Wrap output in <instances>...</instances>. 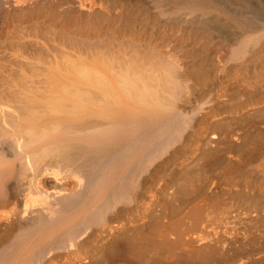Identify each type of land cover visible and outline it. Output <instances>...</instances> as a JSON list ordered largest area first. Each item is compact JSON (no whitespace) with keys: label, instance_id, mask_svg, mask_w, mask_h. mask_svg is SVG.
I'll list each match as a JSON object with an SVG mask.
<instances>
[{"label":"bare ground","instance_id":"bare-ground-1","mask_svg":"<svg viewBox=\"0 0 264 264\" xmlns=\"http://www.w3.org/2000/svg\"><path fill=\"white\" fill-rule=\"evenodd\" d=\"M255 115L264 0H0V264H264Z\"/></svg>","mask_w":264,"mask_h":264},{"label":"rangeland","instance_id":"rangeland-1","mask_svg":"<svg viewBox=\"0 0 264 264\" xmlns=\"http://www.w3.org/2000/svg\"><path fill=\"white\" fill-rule=\"evenodd\" d=\"M255 116H256V119H255L254 116H253V119H255V120H254L255 123L257 122L256 124H254V123L252 122V121H253L252 118H251V119L249 118V120L246 121L245 123H244V122L241 123V122H239V121H236L234 124H231V125H233V126L230 125V129L232 130V127L234 128V126H235V128H237V130H240V129H238V128L246 127V129L249 130V132H250L249 135L251 134V135H250V138H254V140H255V141H252L251 143H253V144H255V145L257 146V144L260 145V143L262 142V140H261L260 138L258 139L257 137H258V135H259L260 132H261L262 134H263V132H264V123H263V122H264V115H263V116L260 115V116H262V118H261L260 116H258V115H255ZM258 117H260V118H258ZM260 119L262 120V122H261ZM257 120H258V121H257ZM247 122H248L249 124H248ZM236 123H237V124H236ZM252 123H253V126H252ZM258 123H260V124H258ZM239 124L241 125L240 127H239ZM247 124H248L249 126H248ZM262 124H263V125H262ZM254 126H255V127H254ZM226 127H227V125H226ZM256 127H257V128H256ZM228 128H229V127H228ZM249 128H250V129H249ZM251 128H252V131H251ZM224 129H225V127H224ZM255 129L258 130V132H256ZM234 130H235V129H234ZM261 130H262V131H261ZM254 132H255V133H254ZM253 133H254V134H253ZM261 133H260V134H261ZM263 135H264V134H263ZM251 136H252V137H251ZM258 142H260V143H258ZM256 143H257V144H256ZM253 144H250V145L247 146V148H245V149H242V150L240 149L241 152H240V151H239V152H240L241 154L238 153V151H237V159H238V161L241 160V162L239 161V162H240V165H239V169H240V171H241L242 173H245L246 171L249 170V171H248V172H250V173H249V176H251L252 179L255 178L254 181H253L254 183H252V185H251V191L249 192V194L246 195V197H245V195L242 197V194L240 195L241 197H239V195H238V197H237V194H240V192H239V193H236V195H233V196H232V195H231V196H228V195L226 196V195H225L226 197H225V196L223 197V194H220V195H222V196H219V195H218V196L216 197V199H213L212 201H214V200H217V201H220V202L222 201V202H223V203H222V206L224 205V207L226 206L227 208H228V206H229V208H230L231 210H233V211H234V210L236 211V210H237V207H238V211H242L244 208L249 207V209H251V210H249V211H253V212L256 211V212H258V213H260V214L262 215V214H264V209H263V208H264V207H263V206H264V202H263V200H264V191H263V192L260 191V193H258V191H255L256 189H255V186H254V185H255V183H257V176L259 175V173L262 172V171H264V166H261V167L256 166V162H254V161L257 160L256 158L258 157V156H257L258 154H257L256 152H257L258 149H257V147H256L255 145H253ZM224 147H225V146H222L221 148H223V149H221V150H224V152H225L226 149H225ZM252 147H253V148H252ZM248 148H249L250 150H249ZM237 150H239V149L237 148ZM243 150H244V151H243ZM251 150H252V151H251ZM254 150H255V151H254ZM224 152L219 150V152H217V153H218V154L220 153L219 155L222 156V155L224 154ZM250 152H251V153H250ZM242 153H243V154H242ZM262 153H263V152H262ZM248 154H249L250 156H249ZM252 155H253V156H252ZM238 156H239V158H238ZM241 156H242V158H241ZM246 156L248 157V159H246V158H247ZM245 157H246V158H245ZM250 157H251V158H250ZM240 158H241V159H240ZM253 158H254V159H253ZM250 159H252V160H250ZM249 160H250V161H249ZM247 161H248V163H247ZM251 162H252V165H251ZM242 163H243L245 166H244ZM249 163H250V165H249ZM253 163H254V165H253ZM246 164H248V165H246ZM242 166H243V169H242ZM253 166H254V167H253ZM244 167H245V168H244ZM262 167H263V168H262ZM250 170H251V171H250ZM241 172H240V173H241ZM256 173H257V174H256ZM250 174H251V175H250ZM215 175H216V174H215ZM215 175H212V176H211L212 179H213L214 181H215L216 179H218V178H217L218 176L216 177ZM254 176H256V177H254ZM213 177H214V178H213ZM252 189H253V190H252ZM249 195H250V197L253 196V197H251L252 199H250ZM259 195H260V198L258 197ZM221 197H222V199H221ZM234 197H236V199H235ZM248 197H249V198H248ZM262 197H263V198H262ZM219 198H220L221 200H220ZM225 198H226V200L223 201V199H225ZM228 198L231 199V200H234V199H235L236 201L234 200V201L232 202V201L229 200V201H230V202H229V201H228ZM254 198H255V199H254ZM258 198H259V199H258ZM243 199H244V200H243ZM245 199H246V200H245ZM248 199H249V200H248ZM256 199H257V201L252 202L253 200H256ZM260 199H261V202H262V203L260 202ZM227 201H228V203H226ZM245 201H246V202H245ZM231 202H232V203H231ZM234 202H235V203H234ZM256 202H257V204L260 202V203L258 204L260 207H261V205L263 204L262 207L260 208L258 205L255 207ZM229 203H231L232 205L229 204ZM251 203H252V204H251ZM254 203H255V204H254ZM227 204H228V205H227ZM233 204L235 205L234 207H232ZM253 204H254V206H252ZM236 205H237V206H236ZM250 205H251L252 208L250 207ZM226 207H225V208H226ZM229 208H228V209H229ZM232 208H233V209H232ZM241 208H243V209L241 210ZM255 208H256V209H255ZM247 209H248V208H247ZM247 209H246V210H247ZM252 209H254V210H252ZM257 209H258L259 211H257ZM255 214H256V213H255ZM263 216H264V215H263ZM258 217L261 218V219L257 221L256 219H259ZM258 217H257V218L255 217L256 219L253 218V219H255V220H253L254 222H253L252 220H249V219H248V221L246 220L247 223L250 222V227L253 226V225L256 226V227L253 226V228H250V230H251V229H252V230L254 229L253 231L251 230V232H252L251 234H249L250 231L248 230V234H247V235L250 236L251 239L256 238V237H255V234H256V233H257V234L264 233V228H263V227H264V222H263V224H262V220L264 221V217H262V216H261V217L258 216ZM238 220H239L238 218H236L235 220H233V221L235 222V224L238 225V226L244 222V220H241V219H240L242 222H241L240 220H239V221H238ZM256 221H257V222L260 221V223H257ZM254 223H255V224H254ZM244 224H245V223H244ZM260 224H261V225H260ZM262 226H263V227H262ZM255 228H256V230H255ZM257 229H258V230H257ZM255 231H257V232H255ZM258 232H259V233H258ZM253 235H254V236H253ZM263 253H264V252H263Z\"/></svg>","mask_w":264,"mask_h":264}]
</instances>
